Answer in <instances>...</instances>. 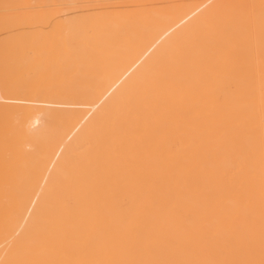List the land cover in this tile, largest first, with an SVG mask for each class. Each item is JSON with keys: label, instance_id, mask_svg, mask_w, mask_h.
Segmentation results:
<instances>
[{"label": "bare ground", "instance_id": "6f19581e", "mask_svg": "<svg viewBox=\"0 0 264 264\" xmlns=\"http://www.w3.org/2000/svg\"><path fill=\"white\" fill-rule=\"evenodd\" d=\"M0 264H264V0H0Z\"/></svg>", "mask_w": 264, "mask_h": 264}, {"label": "rangeland", "instance_id": "374dc122", "mask_svg": "<svg viewBox=\"0 0 264 264\" xmlns=\"http://www.w3.org/2000/svg\"><path fill=\"white\" fill-rule=\"evenodd\" d=\"M31 3H34V2H31Z\"/></svg>", "mask_w": 264, "mask_h": 264}]
</instances>
